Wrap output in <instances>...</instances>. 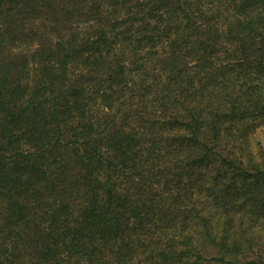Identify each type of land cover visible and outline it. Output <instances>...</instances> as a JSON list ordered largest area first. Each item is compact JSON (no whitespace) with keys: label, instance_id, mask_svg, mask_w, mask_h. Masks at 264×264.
<instances>
[{"label":"trees","instance_id":"16d2710c","mask_svg":"<svg viewBox=\"0 0 264 264\" xmlns=\"http://www.w3.org/2000/svg\"><path fill=\"white\" fill-rule=\"evenodd\" d=\"M0 264H264V0H0Z\"/></svg>","mask_w":264,"mask_h":264}]
</instances>
